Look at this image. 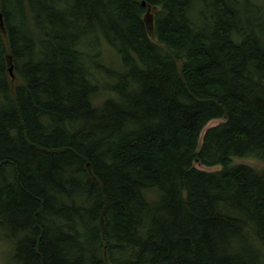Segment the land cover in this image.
<instances>
[{
    "label": "trees",
    "instance_id": "trees-1",
    "mask_svg": "<svg viewBox=\"0 0 264 264\" xmlns=\"http://www.w3.org/2000/svg\"><path fill=\"white\" fill-rule=\"evenodd\" d=\"M0 14V231L17 264H264V170L233 164L264 158V1Z\"/></svg>",
    "mask_w": 264,
    "mask_h": 264
},
{
    "label": "rangeland",
    "instance_id": "rangeland-1",
    "mask_svg": "<svg viewBox=\"0 0 264 264\" xmlns=\"http://www.w3.org/2000/svg\"><path fill=\"white\" fill-rule=\"evenodd\" d=\"M260 1L263 2L264 0H260ZM0 32L4 38V30H3V25H2L1 19H0ZM151 37L154 40V37L152 35V30H151ZM109 56L110 57H108V55H106L105 58L108 60L113 58L112 53H110ZM10 66H11V63L9 61L8 67L10 68ZM13 75H14V77L13 78L11 77V81L15 85L20 83L19 77L16 74H14V72H13ZM224 121H225L224 119H217V120H213V121L208 123V125L204 128V130L201 133L199 147H201V145L203 143V137H204L206 131L213 126H217V125L223 123ZM233 164H235V165L243 164V165L252 166L258 170H264V158H259V157H255V156L234 158ZM195 167L200 169V170H204V171H208V172H213V171H217V170L222 169L221 166L207 167V166H203L199 163H195ZM14 249H15L14 242L11 241L10 239H7L6 236L4 235V233H2L0 231V264H17L16 260L14 259Z\"/></svg>",
    "mask_w": 264,
    "mask_h": 264
},
{
    "label": "water",
    "instance_id": "water-1",
    "mask_svg": "<svg viewBox=\"0 0 264 264\" xmlns=\"http://www.w3.org/2000/svg\"><path fill=\"white\" fill-rule=\"evenodd\" d=\"M142 5L145 6L146 3L143 2ZM150 14H151V8L148 9L147 16L150 15ZM0 19H1V21H2V15H1V14H0ZM13 69H14L13 66H10V68H9V73H10V75H11L12 78L14 77V75H13Z\"/></svg>",
    "mask_w": 264,
    "mask_h": 264
}]
</instances>
